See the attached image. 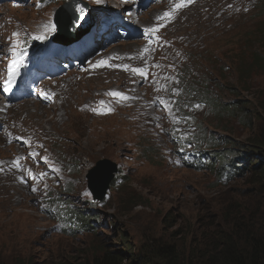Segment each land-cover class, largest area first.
Returning <instances> with one entry per match:
<instances>
[{"label": "rangeland", "instance_id": "obj_1", "mask_svg": "<svg viewBox=\"0 0 264 264\" xmlns=\"http://www.w3.org/2000/svg\"><path fill=\"white\" fill-rule=\"evenodd\" d=\"M65 1L69 0L0 5V72L17 53L55 35L52 20ZM106 1L114 3L88 1V12L89 6L92 12L105 10ZM198 2L190 10L176 12V20L152 47L107 33L101 45L108 58L101 56L85 70L96 54L83 70L42 86L41 95L55 91L52 102L47 97L45 102L23 100L0 113V127L5 130L0 136V264H79L104 249L121 250L125 245L134 255L145 245L142 252L147 256L153 245H171L186 255L195 248L191 259L203 264L200 257L212 233L208 227L219 228L229 211L233 215L264 208L257 171L241 167L243 173L219 180L217 161L211 165L207 160L206 171L195 169L183 155L184 150L194 152V145L180 144L185 138L199 142L198 151H205L202 139L222 138L223 145L212 144L206 150L212 157L227 153L232 167L240 158L247 163L255 160L247 144L264 124V0ZM168 7L169 1L162 0L128 21L136 28L149 26ZM110 9L120 11L119 6ZM101 61L104 66H97ZM142 64L144 69L149 66V76L136 79L133 69H141ZM113 92L124 94V104L118 98L113 105ZM197 92L239 107L234 115H225L200 105L187 111L196 125L191 129L172 126L176 121L171 113L160 117L156 108L165 107V101L167 108L174 107L176 96L187 102ZM156 97L158 103L151 105ZM105 103L108 107L103 110ZM177 128L184 129V137L177 135ZM29 131L46 139L38 143ZM24 136L41 151L34 165L36 181L53 179L49 171L42 173L45 159V168L59 175L47 191L61 192L60 200L92 217L86 224L81 217L91 231L63 232L59 223L64 222L55 215L56 206L65 205L36 202L27 188L8 176L11 170L5 162L12 154H26L24 143L14 145ZM99 164L106 173L115 167L117 180L101 201L87 188Z\"/></svg>", "mask_w": 264, "mask_h": 264}, {"label": "trees", "instance_id": "obj_2", "mask_svg": "<svg viewBox=\"0 0 264 264\" xmlns=\"http://www.w3.org/2000/svg\"><path fill=\"white\" fill-rule=\"evenodd\" d=\"M195 95L205 98L203 105L216 114L234 115L239 107L233 103L225 105L221 99L200 95L198 92ZM179 100L180 103H184L182 99ZM197 102L202 101L197 100ZM221 139L205 137L201 142L210 148L212 144L223 145ZM247 146L248 154L254 156L255 160L253 163H247L245 158H240L237 167H233V174L243 173L241 167H244L245 171H248L247 169L257 171L255 173L260 177L259 186L264 192V124L261 129L255 131V137L249 140ZM225 217L226 220H222L223 223L219 228H216L215 224L208 227L212 233L206 238L200 257L203 264H264V208L259 206L254 210L248 212L243 210L233 215L229 211ZM85 220L87 221V217ZM143 246L144 249L139 255H134L127 245L121 250L104 249L93 259L84 260L79 264H195L191 259L195 248L189 249L190 252L186 255L184 251H178L171 245L157 247L153 245L150 248V256H147L142 252L145 250V245ZM56 264L74 263L58 261Z\"/></svg>", "mask_w": 264, "mask_h": 264}, {"label": "clouds", "instance_id": "obj_3", "mask_svg": "<svg viewBox=\"0 0 264 264\" xmlns=\"http://www.w3.org/2000/svg\"><path fill=\"white\" fill-rule=\"evenodd\" d=\"M160 52H161V48H160ZM164 57H166V56H164ZM160 64L162 65V63H160ZM162 67L165 69L166 72H168L170 74V72L166 69V65H164ZM79 74H81V73H79ZM158 96L160 97V99L163 102L164 99H162V97L159 94H158ZM194 96L195 97L190 98L187 102H184V103H180V100H179L180 96H176V101L178 103L176 106L167 108V102L165 101L166 110H165V107H163V106L158 107L156 109L158 111H160V117H161V115H163V113H165V114L171 113L172 115L175 116L176 123L172 122L171 123L172 126L183 125L184 126L183 128L191 129L192 127H194L196 125L194 124L193 121H191L192 116L189 113H187V111H196L198 109L197 105L199 107H200V105H203V100L205 99V98H201L200 96H197V95H194ZM215 98H217V97H215ZM131 100H132V97H131ZM197 100H201L202 102L201 103L197 102ZM120 102H122V104H124V100H122ZM172 129L173 128H171V130ZM177 129H178L177 135L184 137V134L182 132V131H184V129H180V128H177ZM29 133H30V135L34 136L35 140L38 143H40L41 140L46 139V138H43L44 135H42L41 137H38L37 134L32 133L31 131H29ZM3 134L4 133L0 132V136H2ZM214 138L220 139L217 137H214ZM25 139L28 141L26 142ZM184 142L192 144L195 147L194 152H192V153H186L185 150L183 151L184 158H185L188 165H191V167H193L195 169L206 171L208 169L207 160L211 163V165H213L217 161V163L220 165L219 168L217 169L218 179L221 180L224 177L230 179L232 177L233 167L231 166L230 161H227V159L229 158V156L226 155L227 153L223 154L222 156H220V154H219L217 159H215V157H212L214 155H212L206 151L208 149H211L212 145L210 148H207L206 146H204V143L200 142L204 148L203 150H205V151H198V149H199L198 143L199 142L190 143V142L186 141L185 138H180V144H183ZM23 143H24V146H23ZM14 145L23 146V150L26 151V154L25 155L18 154V153L12 154V156H11L12 159L9 162H5V163H7V167L9 166L10 170H11V173L8 176H11L20 185L27 188L28 191L30 192V194L33 195V197H36V200H35L36 202H41V203L49 206L51 204L58 203L59 201H61V204L65 205L64 208H61L60 206H56L59 213H57L55 215V219H57V221L62 219L64 222L63 225H61V223H59V226L62 227L63 232L74 231V230L85 231L86 229L81 222V217H82L83 222H85V224L88 223L92 217H88L86 212L79 211V210L76 211V207H74V205L71 204L70 201H68L66 199L64 201L60 200V199H62V195H61L62 193L61 192L58 191L57 193H51V192L47 191L46 186L51 188V186H49V185H51V182L56 177H58L59 175L58 176L54 175L51 171V168H45V166H44V161H46L45 159L41 160L40 166L43 169L42 173L49 171L50 176L53 179H42L41 181H45V183H43V184L42 183L40 184L39 182L36 181V179L34 177V165H35L37 160H40L37 152L41 153V151H38V149H36L37 148L36 144L32 143L31 140L28 139V137L24 136L19 140V142L15 143ZM222 157H224V158H222ZM47 162H49V161H47ZM115 175L116 174H115V167H114V176H113V179L111 180V182L109 183V187H110L111 183H112L111 186H113V184L116 183L117 180H114ZM234 175L236 176L237 174L234 173ZM58 179L61 180V178H58ZM109 187H108V189H109ZM32 188H37L38 190L36 192H33ZM87 188H88V186H87ZM108 189H107V191H108ZM88 190H89V188H88ZM107 191L105 192V194L101 200H103L105 198ZM90 193L92 194L91 191H90ZM93 198H94V195H93ZM95 200H98V199H95ZM101 200H98V201H101ZM89 205H91V203H89ZM85 217H87V221L85 220ZM89 227H91V226H89ZM89 227H88V230L91 231V228H89ZM89 231H87V232H89Z\"/></svg>", "mask_w": 264, "mask_h": 264}, {"label": "water", "instance_id": "obj_4", "mask_svg": "<svg viewBox=\"0 0 264 264\" xmlns=\"http://www.w3.org/2000/svg\"><path fill=\"white\" fill-rule=\"evenodd\" d=\"M55 21L60 32H70V34L75 37L80 33L84 24L88 22V14L85 7H82L77 3H73V5L68 4L67 8L62 7L58 11ZM54 40L57 42H63L68 39L66 40L64 37L62 38L58 36L54 38ZM93 172L96 174L95 177L90 178L88 188L94 195L95 199L101 200L109 187V183L113 179L114 167H112L109 173H106L101 164H99Z\"/></svg>", "mask_w": 264, "mask_h": 264}, {"label": "snow or ice", "instance_id": "obj_5", "mask_svg": "<svg viewBox=\"0 0 264 264\" xmlns=\"http://www.w3.org/2000/svg\"><path fill=\"white\" fill-rule=\"evenodd\" d=\"M184 2H185V3H190L191 0H184ZM164 15H165V17H168V16H169L168 13H165ZM97 66H104V62L101 61L100 64L97 65ZM8 71H9L10 76H11L12 74H14V68H13L12 66L9 67ZM133 72H134L135 74H138V75L142 76V77L145 76L144 71L141 70V69H133ZM111 95H112L113 97H120L121 99H124V97H123L120 93H118V92H113V93H111ZM197 107H199V106L197 105ZM37 190H38L37 188H32V191H33V192H36Z\"/></svg>", "mask_w": 264, "mask_h": 264}, {"label": "bare ground", "instance_id": "obj_6", "mask_svg": "<svg viewBox=\"0 0 264 264\" xmlns=\"http://www.w3.org/2000/svg\"><path fill=\"white\" fill-rule=\"evenodd\" d=\"M93 75V74H92ZM95 76V74L92 76V77H94ZM91 77V78H92ZM152 101V102H151ZM150 102H151V105H156L157 103H158V98L156 97V98H153L152 100H150ZM83 107V106H82Z\"/></svg>", "mask_w": 264, "mask_h": 264}]
</instances>
